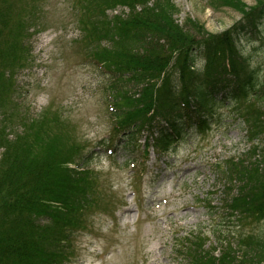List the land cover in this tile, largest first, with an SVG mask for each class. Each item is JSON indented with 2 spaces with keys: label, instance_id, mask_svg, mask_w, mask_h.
<instances>
[{
  "label": "trees",
  "instance_id": "obj_1",
  "mask_svg": "<svg viewBox=\"0 0 264 264\" xmlns=\"http://www.w3.org/2000/svg\"><path fill=\"white\" fill-rule=\"evenodd\" d=\"M71 2L83 52L107 77L116 138L105 142L134 152L140 134L148 131L162 151L173 150L190 129H208L219 108L235 104L248 124L250 149L247 157L231 156L221 165L228 189L224 207L264 219L263 69L239 49V37L258 33L264 0L252 6L211 0L241 14L219 33L192 19L185 28L170 0ZM44 6L43 0H0V264H69L75 235L108 204L86 170L89 153L80 151L68 129L60 130L63 113L43 110L34 117L18 102L14 76L31 59V29L38 32L44 25ZM117 6L130 12L110 16L108 10ZM200 57L204 65L197 69ZM249 101L254 107L242 108ZM192 236L181 245L189 254L187 264H264V243L253 235L239 239L242 257L226 239L217 256L204 236Z\"/></svg>",
  "mask_w": 264,
  "mask_h": 264
},
{
  "label": "rangeland",
  "instance_id": "obj_2",
  "mask_svg": "<svg viewBox=\"0 0 264 264\" xmlns=\"http://www.w3.org/2000/svg\"><path fill=\"white\" fill-rule=\"evenodd\" d=\"M43 1L44 25L38 32L31 29V61L14 77L22 98L18 102L34 117L43 110H49L50 116L63 113L65 128L60 130L68 129L81 143L80 151L89 153L93 180L99 188L104 185L101 190L112 202L111 208L90 218L91 229L75 235L71 264H187L189 255L181 244L201 232L208 250L216 249L217 256L224 239L241 257L245 256L238 244L242 235H253L264 243L263 218H244L224 207L228 189L221 179V165L231 156L247 157L250 149L248 124L238 116L235 104L219 108L217 122L209 129L189 130L172 153L149 147L152 140L144 153L149 140L146 132L140 135L135 152L119 145L112 153L106 151L102 140L112 130L105 97L107 77L83 52L72 0ZM244 1L249 6L256 3ZM170 2L181 25L192 19L212 33L226 30L241 17L232 8L212 5L211 0ZM113 9L108 10L110 16L129 11L122 6ZM239 49L253 66H261L264 81L263 20L258 33L239 37ZM247 105L254 107V102H246L242 108ZM1 119L0 111V125ZM237 188L235 185L231 195Z\"/></svg>",
  "mask_w": 264,
  "mask_h": 264
}]
</instances>
